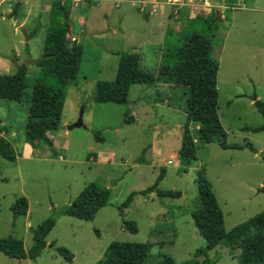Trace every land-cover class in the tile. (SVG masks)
<instances>
[{
	"label": "rangeland",
	"instance_id": "374dc122",
	"mask_svg": "<svg viewBox=\"0 0 264 264\" xmlns=\"http://www.w3.org/2000/svg\"><path fill=\"white\" fill-rule=\"evenodd\" d=\"M213 2L216 6L212 8L192 4L178 13L171 7L168 15H171L172 25L176 26L167 38L172 48L156 47L155 52L145 48L140 50L144 45L134 41L136 35L141 34L140 20L126 19L120 9L110 8L107 2L96 5L83 1L78 8H67L69 23L79 35L84 52L78 79L70 82L73 88L69 92L63 121L73 120L75 115L78 119L83 110L85 125L100 131L101 137L97 140L94 131L85 127L74 128L69 140L64 137L62 141L64 148L60 154L65 160H59L51 147L42 150L43 145L37 148L42 153L38 151L33 158L21 157L11 162L0 155V238L12 235L22 239L29 250L34 243L33 229L49 217L56 219L55 227L46 238L54 246L48 244L34 260L0 252V264H99L112 242L129 241L152 244L145 264H163L165 255L172 256L178 264L190 260L192 264H205L207 258L212 264H242L240 249L234 248L227 238L216 247H207L192 211L200 205L197 177L202 168L213 184L227 232L264 211V130L252 129L264 123V116L251 99L256 94L257 99L264 102V0ZM13 3L11 9L15 7L14 0ZM4 9L7 4L0 7V67L13 64L15 51L21 53V59L28 55L25 63L30 58H42L48 18H43V14L32 17L20 27L22 19L18 18L14 23L11 21L12 10L6 12ZM46 9L49 10V6ZM129 10L138 15L136 10ZM81 14L88 18V27L80 25L78 17ZM113 26L119 27L116 34ZM194 31L212 41V56L220 63L218 105L227 141L252 142L256 150L248 147L224 149L217 141L200 140L198 125L188 122L187 118L188 87H175L172 83L175 89L170 85L169 91L158 90L157 95V90L151 86L145 96L148 104L154 105L155 112L148 115H141L138 110L143 107L141 104L144 105V98L140 97L143 100L140 102L138 97L145 93L143 87L148 85H132L126 104L96 101L97 81L115 78L111 75L115 70L109 68L118 66L119 56L112 49L127 51L137 46L132 52L142 57L141 67L156 73L160 61L172 63L176 60L177 47L182 45L184 35ZM26 36H32L27 44L21 42ZM68 40L74 44L70 37ZM29 66L30 93L43 69L38 63ZM152 92L157 98L165 96L170 100L169 106L179 109L167 104L156 105L154 100L151 101ZM79 98L82 102L76 103L75 99ZM4 101L8 103L3 108L5 117L9 118L15 112L11 117L27 120L28 101ZM134 117L137 118L135 122H127V118L134 120ZM15 124L18 139L22 141L26 137L24 123L21 125L17 121L4 125L7 130H14ZM186 127L195 139L197 155L189 164H184L179 155ZM4 134L0 131V137ZM21 146L19 144L22 153ZM46 152L50 153L49 159L45 160L41 154ZM95 153L98 156L93 162L89 158L96 156ZM163 171L164 177L157 189L181 194L161 196L157 189L148 194L141 193L154 185ZM90 182L111 189L109 204L91 221L65 215L67 205ZM132 191L140 192L129 207L120 208ZM22 196L29 197L31 210L29 214L15 218L10 207ZM126 224L134 226L136 232ZM57 246L68 248L73 260L69 261L58 252ZM199 248H205L207 253L195 256Z\"/></svg>",
	"mask_w": 264,
	"mask_h": 264
},
{
	"label": "trees",
	"instance_id": "16d2710c",
	"mask_svg": "<svg viewBox=\"0 0 264 264\" xmlns=\"http://www.w3.org/2000/svg\"><path fill=\"white\" fill-rule=\"evenodd\" d=\"M65 12H68L67 6L60 0L54 1L51 22L45 38V52L38 62L43 69L42 76L32 85L30 93L27 81L29 67L25 62L18 66L15 73L0 75V98L29 102V115L25 127L29 141L44 140L52 144L48 133L61 128V114L67 87L77 77L82 62V45L71 44L68 40L70 23L69 19H65ZM184 36L182 45L177 47L176 60L169 64L163 63L157 73L141 67V56L137 52L117 51L116 54L119 55L117 75L112 80L97 82L96 101L126 104L129 102L130 89L136 83L154 85L165 80L175 86L188 87L187 118L188 122L198 125L200 140L207 143L217 141L224 149L248 147L256 150L252 142L227 141V132L222 124L218 105L220 63L212 56V41L196 31L186 33ZM166 47L172 48L168 38ZM254 104L264 116V102L256 99ZM131 121L127 118V122ZM252 129L264 130V123ZM95 135L100 138L98 132H95ZM194 141L189 127H186L179 150L180 159L184 164H189L192 159L197 158ZM0 155L11 162L16 160L12 144L4 137H0ZM164 173L165 171L161 172L157 182L141 193L148 194L156 190ZM197 183L200 205L192 211V216L199 232L207 241V247H216L227 238L234 248L240 249L239 259L242 264H264V211L227 232L223 211L204 168L198 172ZM138 192L140 191H132L119 207H129ZM157 192L161 196L181 194L172 190L157 189ZM110 195V188L97 182H90L67 205L64 214L91 221L101 208L109 204ZM10 208L15 218L25 216L29 210L28 199L25 196L19 197ZM55 225L56 219L49 217L33 229L34 243L29 250L25 248L22 239L12 235L0 238V252L14 258L37 259L46 248V238ZM126 227L136 232L134 226L126 224ZM50 245L54 246V243ZM151 247L152 244L149 242H112L99 264H145ZM56 249L69 261L73 260V254L68 248L57 246ZM206 253L205 248H199L195 251V256ZM163 264L178 263L172 256L165 255ZM181 264H192V261ZM205 264H212L209 258Z\"/></svg>",
	"mask_w": 264,
	"mask_h": 264
},
{
	"label": "crops",
	"instance_id": "0c3cea01",
	"mask_svg": "<svg viewBox=\"0 0 264 264\" xmlns=\"http://www.w3.org/2000/svg\"><path fill=\"white\" fill-rule=\"evenodd\" d=\"M54 1H56V0H33V1H31V0H14V2H15L14 6L15 7L13 9H11L10 6H12L14 4L13 0H0V7L3 6V4H5V5L7 4V9H4V11L7 10L6 12H8V11L10 12V9L12 10L11 13H10L11 17H12V20H11V18H10V20L13 21L14 23L16 21H18V18L22 19V22H20V24H19L20 27L25 25V24H27V22L32 17H40L43 14V16L45 15L43 18H48V20H49V23H48V26H47V28H48L49 25H50V22H51V12H52V7H53ZM60 1H61V3L63 5L67 6V8H69V6H71L72 8H78V7H80V3L83 2V1L79 2V4L76 6V1L75 0H60ZM84 1L87 4H96V5L97 4H101L102 2H107L109 4L110 8H118V9H120L122 11V13H124V17L126 19L127 18L128 19L134 18L135 20L136 19L140 20V29H141L140 33L141 34L139 35V33H138V36L136 35V37L134 38V41L136 43L144 45V47L143 46L140 47V50H142V51H144V48H145L146 51H154L155 52L156 47H160V48L162 47L163 48V46H166L167 35L171 31L175 30V29H173V27H175L176 25H172V21L170 19L171 15H168V13L171 10L170 9L171 5H169L167 3H164L163 7L160 10H158L157 13L149 15L150 13H146V12H143L144 14L142 13V11L139 8V0H122L118 5L116 4V2L114 0H84ZM184 1H187L185 7L183 9L179 10L178 12H183V10H185L190 5H192L190 3L193 0H184ZM47 6H49V10L46 9ZM149 7H150V5H149ZM130 8L136 10L138 15H135V14L131 13L132 10L130 11L129 10ZM19 9H21V12H20ZM193 12L194 11L192 10L191 13H193ZM67 13H68V16H69L68 19H69V22H70V12H69V10H68ZM182 18L183 17H181V19ZM184 19H186V18H184ZM78 20H79L80 25H85L87 27L90 25L89 22H88V18L85 15L81 14V16L78 17ZM120 26H121V24H119V27ZM119 27L118 26H113L112 29H113V33L114 34L117 33V30L119 29ZM47 31H48V29H47ZM46 34H47V32H46ZM31 37L32 36H26L25 39L21 40V42H24V43L27 44ZM69 37L71 38V40L73 41L74 44L76 43V44L81 45L79 43V35L75 34V30H74V27H73L72 24H70L68 38ZM45 38H46V36H45ZM132 47H135V48H133L132 50H127V51H131L132 52L135 49H137V46H132ZM111 51H113V53L115 52V54H116V52L119 51V49L118 50L112 49ZM124 51H126V50H124ZM83 52H84V49H83ZM14 56L15 57L12 59V63L13 64H11L10 66L9 65H5L4 67H0V69H2V70H0V72L3 71V72L0 73V75L1 74H13V73H15L17 71V69H18V66L20 64L24 63V60L28 57V55H27L24 59H21V53L17 52V51H15V55ZM167 60H169V59H167ZM163 63H168L169 64V62L160 61L159 65H158L159 66L158 69H160V66H162ZM118 66H119V64H118ZM118 66H117V64H115L113 67L109 68L112 71H114V70L116 71V73L114 71L111 74V75H115L114 77H116V75H117ZM28 67H29L28 68V74H29L30 66L28 65ZM157 71H159V70H157ZM86 77H87V75H84V78H86ZM74 80H72L71 83ZM78 82H76V84ZM71 83H69V85L67 87L68 89H67V92H66V95H65V99H64V105H63V110H62V114H61V128L58 129L55 132L48 133L49 138L52 140V144H49L48 142H46L44 140L29 141L27 136L22 141H19V139H18V128L16 127V124H15L16 129H14V130L12 128L7 130V128H6L7 125H4V124L11 125V123H16L17 121H19L21 123V125L24 123V128H25L27 120L25 121L24 117H21V118L11 117V116H13V114L15 112H13L9 116V118L5 117V114L3 113V108H5L8 103L6 101H4L6 99L0 98V131H3V134L5 133V131H7V134H4L1 137L6 138L12 144V146L14 148V151H15V154H16V160L20 159L21 157L22 158H33V157H35L37 154H39L40 150H38L37 148H39L41 145H43L42 148H41L42 150H45V148L47 149L48 147H51L53 153L58 155L57 158L59 160H65L63 155L60 154V151L64 148L62 141L65 138H67V141L69 140L70 134H71V130L74 129V128L73 129H69V125L77 120V115H75V116H73L71 118L73 120H70V119L68 120V118H67V120L63 121L64 112H65V106L67 105V102H68L69 92H71V88H73L70 85ZM139 84H144V83H139ZM144 85H148V86L143 87L144 89L142 88L143 92H145V93H142L138 97L139 100H140V97L144 98V105L141 104V106H143L144 109L142 107V108H138V110L140 111L141 115L143 113L147 114V115L148 114H153L155 112L154 111V109H155L154 105L153 104H148V102L146 101V96L145 95L151 90V86H153V88H155L157 90V95H158L159 94L158 90L165 91V92L169 91L170 90V85L172 86L173 84L163 80L161 82L158 81L154 85H149V84H144ZM175 87H179V86H175ZM172 89H175V88L172 86ZM152 95H153V98H151V101L154 100L156 102V105L160 106V105L167 104L168 107L175 108L177 110L179 109V108H177L175 106H169L170 105L169 104L170 100L168 98H166L165 96H163L164 98L162 96H161V98H159L160 97V95H159V97L157 98V96H154L153 92H152ZM9 101H15V100H9ZM142 101L143 100L141 99L140 102H142ZM16 102H19V101H16ZM75 102L76 103H80V102H82V100L80 98L79 99H75ZM134 103L137 105V103L135 101H134ZM135 112L137 113V111H135ZM5 119H8L7 120L8 122H6ZM136 120H137V118L134 117V120H132L131 122H135ZM71 121H73V122H71ZM85 128L87 130H89V131L90 130H93V131L95 130V128H93L92 126H88V125H86ZM95 132H98L99 136H100V131H94V133ZM25 133H26V128H25ZM96 139L100 140V138H97V136H96ZM19 144H22V146H21L22 153L20 152ZM40 153H42V152H40ZM48 153H50V152H46L45 154H41L42 158L45 159V160L49 159L48 158V156H49ZM97 156H98L97 154H96V156L95 155L90 156L89 160H92L93 162H95L96 159H97L96 158ZM73 159L75 160L76 158H73ZM97 161H99V160H97ZM26 198L28 199V202H29V210H28V213H27V214H29L30 210H31L30 199H29V197H26ZM29 225H31V224L29 223ZM48 244H49V247H51L50 246V241L47 240V245ZM27 258H29V257H27ZM19 259H25V258H19ZM29 259H31V258H29Z\"/></svg>",
	"mask_w": 264,
	"mask_h": 264
},
{
	"label": "built area",
	"instance_id": "2783aa9c",
	"mask_svg": "<svg viewBox=\"0 0 264 264\" xmlns=\"http://www.w3.org/2000/svg\"><path fill=\"white\" fill-rule=\"evenodd\" d=\"M75 1L77 6L79 2L84 0H75ZM114 1L118 5L122 0H114ZM186 2L187 1L184 0H139V8L142 12L154 14L157 13L158 10H160L163 7L164 3H167L171 5V7H173V10H175L178 13L179 10L185 7ZM190 4H195L196 6H200V7L203 6L208 8H212L216 6L213 0H193Z\"/></svg>",
	"mask_w": 264,
	"mask_h": 264
},
{
	"label": "water",
	"instance_id": "95a60500",
	"mask_svg": "<svg viewBox=\"0 0 264 264\" xmlns=\"http://www.w3.org/2000/svg\"><path fill=\"white\" fill-rule=\"evenodd\" d=\"M68 13L66 12L65 13V19H68ZM41 59L39 58V59H33V58H30L28 61H27V65H30L31 63H38L39 61H40ZM251 99L252 100H256L257 99V96H256V94H254V95H252L251 96ZM86 125H85V122H84V118H83V110L81 111V113H80V116H79V118L75 121V122H73L72 124H70L69 125V129H73V128H80V127H85ZM262 190H264V188L262 189Z\"/></svg>",
	"mask_w": 264,
	"mask_h": 264
}]
</instances>
